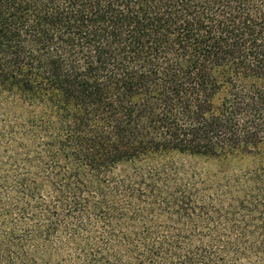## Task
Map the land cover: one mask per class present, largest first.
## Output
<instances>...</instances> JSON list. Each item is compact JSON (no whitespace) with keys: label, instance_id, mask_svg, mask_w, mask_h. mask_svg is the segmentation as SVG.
<instances>
[{"label":"trees","instance_id":"trees-1","mask_svg":"<svg viewBox=\"0 0 264 264\" xmlns=\"http://www.w3.org/2000/svg\"><path fill=\"white\" fill-rule=\"evenodd\" d=\"M2 97L0 264H264V0H0Z\"/></svg>","mask_w":264,"mask_h":264},{"label":"rangeland","instance_id":"rangeland-1","mask_svg":"<svg viewBox=\"0 0 264 264\" xmlns=\"http://www.w3.org/2000/svg\"><path fill=\"white\" fill-rule=\"evenodd\" d=\"M3 99H0V125H4V129L6 132L8 131V128L5 126L6 123H12L14 125H18L21 122V112H27L26 110H19V109H13L12 107L7 105V99L5 97H2ZM11 112H18L13 113ZM36 112V111H35ZM37 112H42V109L38 108ZM16 147L10 145L8 137H3L0 141V174H5L6 172L11 170V166L9 165L10 155L12 154V151H15ZM184 158H186L187 161L193 162L197 166H208L213 167L216 169L217 165H213V162H205L201 159L196 158H187L184 156H179L178 161L184 162Z\"/></svg>","mask_w":264,"mask_h":264}]
</instances>
